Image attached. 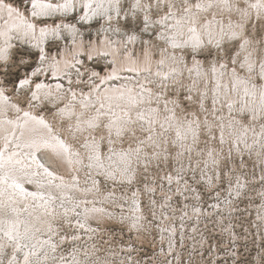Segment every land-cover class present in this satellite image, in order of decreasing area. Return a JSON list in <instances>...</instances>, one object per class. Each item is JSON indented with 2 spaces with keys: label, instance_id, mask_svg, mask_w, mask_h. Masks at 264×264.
<instances>
[{
  "label": "snow or ice",
  "instance_id": "1",
  "mask_svg": "<svg viewBox=\"0 0 264 264\" xmlns=\"http://www.w3.org/2000/svg\"><path fill=\"white\" fill-rule=\"evenodd\" d=\"M19 3L0 0V264H264L236 230L257 199L264 225V0Z\"/></svg>",
  "mask_w": 264,
  "mask_h": 264
},
{
  "label": "rangeland",
  "instance_id": "2",
  "mask_svg": "<svg viewBox=\"0 0 264 264\" xmlns=\"http://www.w3.org/2000/svg\"><path fill=\"white\" fill-rule=\"evenodd\" d=\"M16 6H20L19 0H16ZM52 19L55 18L53 17ZM52 19H49L48 23H51ZM53 51L55 50L53 49ZM44 79H46L47 82L54 83V80L51 76L41 75L40 80L44 81ZM47 107L50 108L51 105H48ZM36 111L51 118V115L47 111V108H45L43 105L38 106ZM259 206V199L256 200L255 204H241L240 209L245 210L244 216H237V220L240 221L236 224V230L240 234L239 244L237 245V248H242L245 258H247L249 254L251 255V257L255 258L257 251H259V249L264 246V225H261V222L257 219V210ZM157 243H160L159 236H157ZM174 243V251L176 253V256L183 257L186 260L188 253L184 251V249L185 247H190V241H188L187 237H185L184 240L181 241V235L178 232L174 237ZM167 246L168 240L166 237L163 241V247L165 248V250H167ZM157 251H159V248H157ZM169 259H172V257H169Z\"/></svg>",
  "mask_w": 264,
  "mask_h": 264
},
{
  "label": "bare ground",
  "instance_id": "3",
  "mask_svg": "<svg viewBox=\"0 0 264 264\" xmlns=\"http://www.w3.org/2000/svg\"><path fill=\"white\" fill-rule=\"evenodd\" d=\"M47 79V78H46ZM46 79H44V82H46V83H50V82H47L46 81ZM41 81H43V80H41ZM42 115V114H41ZM45 116V115H44ZM45 117H47V116H45ZM47 118H49V117H47ZM49 119H51V118H49ZM93 226H95V225H93Z\"/></svg>",
  "mask_w": 264,
  "mask_h": 264
}]
</instances>
